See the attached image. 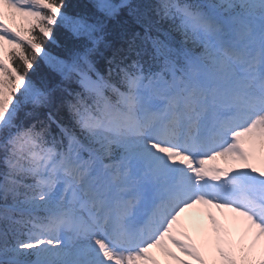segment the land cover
Listing matches in <instances>:
<instances>
[{
    "label": "snow or ice",
    "instance_id": "6c2138e0",
    "mask_svg": "<svg viewBox=\"0 0 264 264\" xmlns=\"http://www.w3.org/2000/svg\"><path fill=\"white\" fill-rule=\"evenodd\" d=\"M67 8L0 0V264H264V0ZM121 8L143 35L104 75Z\"/></svg>",
    "mask_w": 264,
    "mask_h": 264
},
{
    "label": "trees",
    "instance_id": "16d2710c",
    "mask_svg": "<svg viewBox=\"0 0 264 264\" xmlns=\"http://www.w3.org/2000/svg\"><path fill=\"white\" fill-rule=\"evenodd\" d=\"M66 2L68 4V8L66 9V11L69 14L94 11V9L91 8L92 0H66ZM112 2L120 3V0H112ZM158 2L159 0H130V3L132 5L156 4ZM96 15L100 16L101 19L104 20L105 28L104 32L102 33L104 37V43L100 47V53H102V55L97 54L93 58V62L98 71H100L104 75H107V59L111 58L113 56V53L116 52V50L127 49L128 44L126 41L130 37V35L136 32H139L141 33V35H143V28L140 24H137L135 22L134 18L131 15H129V9L127 8H121L119 13L114 18H105L100 13H96ZM153 18H155L154 14ZM163 27L167 28L168 22H164ZM56 34L60 46L57 47L56 45L51 44H46L45 46L52 55H55L61 59H67V52L65 51V48L68 46V42L65 40V34L62 30H57ZM177 39H179L178 36ZM122 55H124V53H117V59H119ZM131 58L134 57H130L129 60L126 62L130 63ZM45 75H50L54 77L55 83L61 82L59 75L56 73H51V70L48 69L47 66L44 65L42 62L39 63L34 73H30L31 78L37 83H39L40 78ZM62 87H67L72 92L81 91L79 85L75 82V79L70 81H64L62 83ZM67 99H71V97H67ZM57 104H59V100L57 101ZM44 111L45 110H40V118H44ZM22 115L23 114H21V116ZM59 117L63 119V122H68V112L66 107L60 109ZM52 131L54 133L58 132L55 125L52 126ZM2 167L3 165L0 164V169H2Z\"/></svg>",
    "mask_w": 264,
    "mask_h": 264
},
{
    "label": "bare ground",
    "instance_id": "6f19581e",
    "mask_svg": "<svg viewBox=\"0 0 264 264\" xmlns=\"http://www.w3.org/2000/svg\"><path fill=\"white\" fill-rule=\"evenodd\" d=\"M213 213L217 216L218 219L220 220H224V217L225 216H230L228 213H220L219 211L213 209L212 210ZM183 218L185 220V222H192V221H195V222H198L200 224H202L205 228L208 227V223H207V220L204 216V212H203V209L202 208H198V209H193V210H190L189 212L183 214ZM175 251V249H173ZM153 253L157 256L158 259H161L163 260L164 258L161 256V254L158 252V250L156 249H153L152 250ZM179 255V253H177Z\"/></svg>",
    "mask_w": 264,
    "mask_h": 264
}]
</instances>
